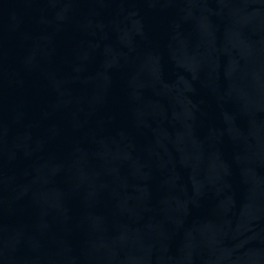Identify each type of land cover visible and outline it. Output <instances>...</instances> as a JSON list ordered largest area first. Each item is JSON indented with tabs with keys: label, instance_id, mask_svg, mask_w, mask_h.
<instances>
[{
	"label": "water",
	"instance_id": "1",
	"mask_svg": "<svg viewBox=\"0 0 264 264\" xmlns=\"http://www.w3.org/2000/svg\"><path fill=\"white\" fill-rule=\"evenodd\" d=\"M0 264H264V0H0Z\"/></svg>",
	"mask_w": 264,
	"mask_h": 264
}]
</instances>
